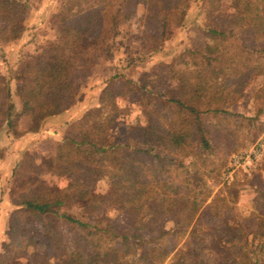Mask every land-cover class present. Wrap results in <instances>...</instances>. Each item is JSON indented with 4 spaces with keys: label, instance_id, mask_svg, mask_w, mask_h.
Listing matches in <instances>:
<instances>
[{
    "label": "trees",
    "instance_id": "trees-1",
    "mask_svg": "<svg viewBox=\"0 0 264 264\" xmlns=\"http://www.w3.org/2000/svg\"><path fill=\"white\" fill-rule=\"evenodd\" d=\"M34 1L0 0L1 50L21 37ZM192 1L60 0L55 31L15 71L20 112L14 119L9 82L0 73V130L20 137L18 121L26 116V132L35 133L47 118L70 109L138 7L144 41L155 53ZM208 1V40L184 51L183 68L161 62L139 81L127 73L131 59L123 60L118 74L104 79L96 105L68 125L70 133L41 152L39 163L36 156L30 160L27 168H43L64 184L21 182L11 201V246L4 245L0 264H264V167L243 182L225 183V195L210 200L205 180L216 169L213 157L220 153L223 165L244 147L234 140L240 123L229 128L226 118L246 87L264 76V0ZM130 95L148 116L144 125L126 120L131 108L121 103ZM252 100L261 112L264 84ZM100 182L104 192H98ZM244 186L250 214L236 207ZM166 221L173 222L171 230ZM13 243L20 251L11 255ZM34 245L43 251L26 258Z\"/></svg>",
    "mask_w": 264,
    "mask_h": 264
},
{
    "label": "rangeland",
    "instance_id": "rangeland-1",
    "mask_svg": "<svg viewBox=\"0 0 264 264\" xmlns=\"http://www.w3.org/2000/svg\"><path fill=\"white\" fill-rule=\"evenodd\" d=\"M59 3L60 0H45L44 3L42 0H35L27 11V18L23 23V31L27 26L32 27L34 25V27H40V30L43 31L42 35L45 36L46 33L48 35L52 34L51 31H55V27L52 24L53 13L59 9ZM209 7L210 3L208 0L192 1L186 10V16L183 22L180 25L179 23H174L170 26L167 30L166 40L160 44V49L155 53L149 49L152 47L149 46V42L146 43L144 41L145 30L141 27L140 21L138 20L143 14V7H138L136 17L130 22L122 25L118 29L120 31L119 36L112 41L111 52L107 56V59L114 53V57H118V59L115 60L112 67H109V65L104 64L106 59L104 60L101 58L98 64L94 66L91 74H97L100 78L107 76L109 80L112 76L118 74V70H115V68L124 65L122 59H124V61L131 59L129 62L132 66L134 65V67H131L127 73L131 72L130 75L133 76V79H138L139 81L144 80L147 76L152 77L154 72L159 70L157 65L161 62L179 63L177 66L183 68L180 61H182L184 51L192 46H202L208 40L205 37L204 30L207 29L211 23ZM39 11H43L44 13L40 15V13H38ZM2 52L3 49H0V73L9 82L8 79L12 78V75L15 74L13 70L17 64L13 62V66L10 67V64L7 63L8 61L5 58L6 54ZM21 64H18L17 69ZM263 84L264 76L253 80L252 83L246 87L247 91L244 96L228 109L230 115L226 118V124L229 123V128H234L235 124L240 123V128L236 129V132H234V140L239 146L244 147L229 153L223 165V161L220 159V153L218 157L215 156L211 159L216 169L205 176L207 186L211 191L209 200L217 194L225 195V183L229 184L233 180L243 182L245 180L244 176L249 177L256 172L258 168L264 167V109L258 112V107L252 100V92ZM135 102L136 96L130 95L126 101L121 103L122 107L131 108L126 114L127 118L125 115L122 119L125 120L126 118L131 124L140 123L144 125L148 120V116L141 111L140 106ZM70 131L71 129L69 126H66L65 134H69ZM53 138L54 137H49L44 134L38 143V149L35 147V149L31 150L32 152L23 153L21 159L24 163H22V166L18 169L15 167L17 171H15L16 169L14 167H9L10 171L12 170L10 175L8 176V173L7 175L5 174V176H8L7 179L0 182V254L6 250V248H4L5 244L11 246L12 241L8 238L6 233L9 231L10 215L16 207L12 204L10 205V203L12 200L14 201L17 199L16 195L21 182L29 177L41 179L44 183L49 185L64 184L56 177L49 176L43 168L36 170L27 168L30 166V160L33 159L34 156H36L35 159L39 163L38 159L42 154L41 152L46 153L55 148L56 140H53ZM1 143H5L2 138ZM0 149L3 150L4 157L8 148L0 147ZM188 160H190V158L186 157V161ZM24 166L26 167L24 168ZM97 189L98 192H104L106 189L105 183H98ZM250 202L251 196L249 188L244 186V191L241 192L236 203L238 211L244 214H250ZM11 207L12 209H10ZM69 212L77 217L79 216L77 209H72ZM108 216L114 217V211H111ZM164 227L167 230H171L173 228V222L166 221ZM181 242L182 241H180L177 246H179ZM12 247L11 255L20 251V247L15 246L14 243ZM43 249L42 245L29 247L26 250V258H29L34 253L42 252ZM24 261V259L21 260V262ZM165 264H169L168 261H166Z\"/></svg>",
    "mask_w": 264,
    "mask_h": 264
},
{
    "label": "crops",
    "instance_id": "crops-1",
    "mask_svg": "<svg viewBox=\"0 0 264 264\" xmlns=\"http://www.w3.org/2000/svg\"><path fill=\"white\" fill-rule=\"evenodd\" d=\"M42 2L44 3L45 0H42ZM38 13L42 15L44 12L39 11ZM42 32L43 31L40 30L39 26H27L18 40L3 47L2 53L6 54L5 58L8 61L7 63L10 64L9 66L12 67L13 62L17 64V66L14 67L13 73L17 70L18 64H21L26 57L35 54L37 50L40 49L42 43L48 39L49 35L46 33L44 36L42 35ZM114 54L110 55V57L104 61L105 65L112 67V64L118 59V57H114ZM104 79H107V76L100 78L97 74H90L77 96L76 103L70 109L47 118L38 132H26V127L29 124V120L26 116H22L18 121L17 126L19 131H24V134L20 137H13L8 134L6 130L2 129L0 131V147L8 149L6 155L0 160V182L7 179L12 171H10V168L15 167V165L21 161L23 153L35 149V147L38 149V143L44 134L49 137H54L53 140L57 141L65 133L66 126L77 121L86 109L96 105L98 97L105 87ZM8 80L12 94V101L14 103V112L12 116L14 119L15 115L20 112V100L17 95V81L15 80L14 75ZM1 138L5 143H1ZM7 173L8 176H5ZM11 204L12 203H10V205ZM10 209H12V207Z\"/></svg>",
    "mask_w": 264,
    "mask_h": 264
}]
</instances>
